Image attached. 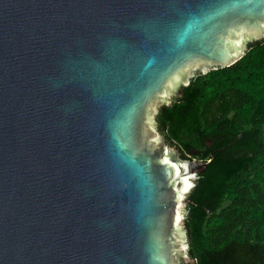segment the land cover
<instances>
[{"label":"water","instance_id":"1","mask_svg":"<svg viewBox=\"0 0 264 264\" xmlns=\"http://www.w3.org/2000/svg\"><path fill=\"white\" fill-rule=\"evenodd\" d=\"M259 40L264 0H0V264H195L156 115Z\"/></svg>","mask_w":264,"mask_h":264},{"label":"trees","instance_id":"2","mask_svg":"<svg viewBox=\"0 0 264 264\" xmlns=\"http://www.w3.org/2000/svg\"><path fill=\"white\" fill-rule=\"evenodd\" d=\"M197 74L156 121L184 159L206 163L185 227L195 264H264V40Z\"/></svg>","mask_w":264,"mask_h":264}]
</instances>
